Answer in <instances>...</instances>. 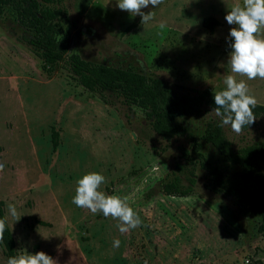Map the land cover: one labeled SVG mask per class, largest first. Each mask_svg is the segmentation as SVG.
Wrapping results in <instances>:
<instances>
[{"label":"rangeland","instance_id":"rangeland-1","mask_svg":"<svg viewBox=\"0 0 264 264\" xmlns=\"http://www.w3.org/2000/svg\"><path fill=\"white\" fill-rule=\"evenodd\" d=\"M116 4L117 0L51 4L65 17L59 40L67 44V53L189 88L208 87L214 94L226 88V75H234L264 104V79L247 80L228 65L233 26L224 17L243 0H164L156 8L143 9L155 13L147 24ZM208 16L218 21L211 30L202 25ZM22 33L13 11L4 7L0 162L5 170L0 173V199L16 256L44 251L57 264H264L259 217L239 200L208 190L207 175L198 164L190 195L161 191V183L176 174L178 146H187L185 137L156 135L139 107L87 91L65 61L46 75L39 59L19 40ZM212 110L204 104L200 114L178 120L198 136L207 121L218 118ZM223 130L238 147L264 137V117H257L240 135L230 126ZM200 151L222 170L225 184L254 185L208 144L202 143ZM89 172L106 177L99 189L106 195L133 197L130 204L141 226L121 234L118 220L72 203L77 179ZM9 204L16 206L18 221L11 217ZM114 239L120 240L118 248L113 247ZM0 264H6L1 244Z\"/></svg>","mask_w":264,"mask_h":264},{"label":"trees","instance_id":"trees-1","mask_svg":"<svg viewBox=\"0 0 264 264\" xmlns=\"http://www.w3.org/2000/svg\"><path fill=\"white\" fill-rule=\"evenodd\" d=\"M59 1L0 0V14L4 7L13 11L16 22L23 28L19 40L39 59V68L46 75H50L60 62L65 61L77 83L87 91L97 93L104 100L105 96H113L120 98L127 105L139 107L151 130L163 139L176 137L187 139L186 147L178 146V155L174 163L176 174L160 185L164 194L190 195L195 182L194 169L198 164L207 175L205 187L208 190L239 200L251 213L259 217L257 231L264 238V137L233 147L219 117L207 121L202 132L196 136L187 131L178 119L200 114L204 104L212 109L215 107V94L208 87L189 88L158 76L145 75L128 67L91 62L76 53H67V44L59 40L62 33L60 21L64 14L50 6ZM217 24L218 21L211 16L202 19V25L209 30ZM254 113L256 118L264 117V104L258 103ZM55 140L56 132H53L54 143ZM202 143L211 146L223 162L237 166L242 177L251 180L254 185L246 187L225 184L222 170L211 165L200 151ZM0 218H5L1 199ZM37 222L47 225L42 220ZM0 244L7 264L9 257L16 256L14 240L8 225L4 242Z\"/></svg>","mask_w":264,"mask_h":264},{"label":"clouds","instance_id":"clouds-1","mask_svg":"<svg viewBox=\"0 0 264 264\" xmlns=\"http://www.w3.org/2000/svg\"><path fill=\"white\" fill-rule=\"evenodd\" d=\"M164 0H117L116 6L126 11L130 16H140L141 24H147L154 19L155 13H145L143 9L153 8L163 4ZM230 28V44L228 65L231 72L255 80L264 79V0H243V5L231 8L225 15ZM161 23L159 27L165 28ZM226 88L214 95L213 112L220 118L221 126H230L231 130L240 135L245 128L256 122L254 109L258 100L252 94L245 80H237L234 75H226L223 80ZM5 170V164L0 162V173ZM106 182V177L99 172H89L77 179L75 195L72 203L79 208H85L93 214L102 213L105 218L118 220L117 228L121 234L142 225L139 214L133 209L131 196L106 195L99 189ZM8 211L17 221L21 218L14 204L8 205ZM7 218H0V243L4 242L7 230ZM120 240H113V247L118 248ZM7 264H57V260L44 251L34 254L11 256ZM147 264V261H145Z\"/></svg>","mask_w":264,"mask_h":264},{"label":"built area","instance_id":"built-area-1","mask_svg":"<svg viewBox=\"0 0 264 264\" xmlns=\"http://www.w3.org/2000/svg\"><path fill=\"white\" fill-rule=\"evenodd\" d=\"M244 263H247V259L244 260Z\"/></svg>","mask_w":264,"mask_h":264}]
</instances>
